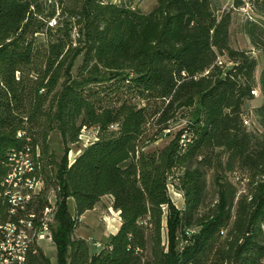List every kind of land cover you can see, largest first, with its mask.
Here are the masks:
<instances>
[{
	"label": "trees",
	"instance_id": "1",
	"mask_svg": "<svg viewBox=\"0 0 264 264\" xmlns=\"http://www.w3.org/2000/svg\"><path fill=\"white\" fill-rule=\"evenodd\" d=\"M219 8L215 0H157L150 11L112 0H0V191L14 155L28 153L43 181L28 206L41 212L57 197L56 264H264V21L247 15L253 48H237L232 13ZM254 51L263 57L258 79ZM257 88L255 130L243 111ZM84 128L96 137L70 162ZM170 183L183 190L182 207ZM105 195L121 224L92 252L74 231ZM7 208L0 194L2 218ZM27 264L51 261L36 245Z\"/></svg>",
	"mask_w": 264,
	"mask_h": 264
},
{
	"label": "rangeland",
	"instance_id": "2",
	"mask_svg": "<svg viewBox=\"0 0 264 264\" xmlns=\"http://www.w3.org/2000/svg\"><path fill=\"white\" fill-rule=\"evenodd\" d=\"M114 2L125 1L131 2L133 5L140 7L144 11L152 10L156 4L157 0H112ZM218 5L219 9L217 12H221L222 10H230L232 13V23H231V42L232 45L237 48H243L247 50H252L253 45L250 41V38L247 34H245L242 30L243 24L245 22L247 14L234 7L235 0H215ZM245 2L250 0H244ZM256 1V8L253 9L251 13L254 18L264 21V0H255ZM255 55L257 56L259 63L256 70V77L259 78V74L261 68L263 66V57L260 51H254ZM76 70V68H75ZM263 101V96L257 88V91L254 97L248 100L244 106V118L247 126L250 129H260L259 124L255 120L253 110L256 106L261 104ZM190 109H184L181 111L177 120H175V126L173 128L178 129L183 124L186 123L188 114H190ZM185 116V117H184ZM96 137V129L95 128H84L81 134V139L78 143L71 144V149L68 153L69 161L71 162L84 148L88 145L92 140ZM51 140L53 144V149L55 155L60 157L63 153V143L61 139V135L58 131H54L51 135ZM163 140H158L154 145L161 146L163 145ZM231 179L236 182L237 177L235 174L230 176ZM239 188L244 187V183L240 182L237 183ZM169 195L177 207H182L184 201V193L183 190L178 186L170 183L169 184ZM215 185L212 181V176H209V198L208 201L211 202L216 197L215 194ZM52 201H57V197L53 196ZM73 200L68 199V205L72 213H74L73 208ZM119 212L112 206V197L110 195H105L102 199L97 203L96 207L86 211L84 215H82L81 219L78 221L77 226L75 227L74 236L75 237H83L85 238L88 243L90 244L91 251H98V247L95 246L93 242L99 241L101 242L102 246L104 245L108 235L111 234L112 231L115 230V226L119 223ZM112 224V225H111ZM163 234L165 240L168 241V229L165 227L163 230ZM189 234V233H188ZM184 234L180 235V246L186 244L187 241L185 239ZM41 248L43 249L44 253L50 257L51 264L57 263V256H56V245L52 240H45L41 241L40 243Z\"/></svg>",
	"mask_w": 264,
	"mask_h": 264
},
{
	"label": "built area",
	"instance_id": "3",
	"mask_svg": "<svg viewBox=\"0 0 264 264\" xmlns=\"http://www.w3.org/2000/svg\"><path fill=\"white\" fill-rule=\"evenodd\" d=\"M237 9L253 17L254 0ZM34 169L35 164L28 153L15 154L10 172L1 181L0 194L8 203V216L2 218L0 214V264H27L28 256L36 250V245L52 240L51 225L57 211V201L51 199L53 195L41 212L28 206L43 187V181L33 174ZM93 243L102 246L99 241Z\"/></svg>",
	"mask_w": 264,
	"mask_h": 264
},
{
	"label": "crops",
	"instance_id": "4",
	"mask_svg": "<svg viewBox=\"0 0 264 264\" xmlns=\"http://www.w3.org/2000/svg\"><path fill=\"white\" fill-rule=\"evenodd\" d=\"M70 199H72L73 201H74V199L71 197ZM72 209H74V202H73V208ZM74 212H75V209H74ZM86 213V212H85ZM84 213V214H85ZM83 214V215H84ZM120 217V216H119ZM120 224H121V219L119 218V223H117V225L115 226V230L114 231H112L111 233H115L117 230H118V228H119V226H120ZM112 225V224H111ZM96 246V245H95ZM96 247H98V246H96ZM98 248H100V247H98Z\"/></svg>",
	"mask_w": 264,
	"mask_h": 264
}]
</instances>
